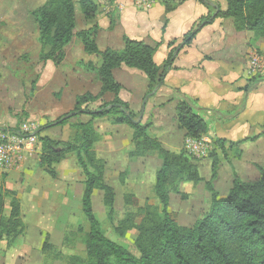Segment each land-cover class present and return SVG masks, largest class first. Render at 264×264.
<instances>
[{"label": "trees", "instance_id": "trees-1", "mask_svg": "<svg viewBox=\"0 0 264 264\" xmlns=\"http://www.w3.org/2000/svg\"><path fill=\"white\" fill-rule=\"evenodd\" d=\"M103 1H78L86 22L95 18L100 2ZM185 1L188 0H180L171 6L168 5L170 1L163 0L160 3L165 7L167 14ZM195 1L204 6L212 3L211 0ZM215 6L214 13L202 17L176 47L169 44L170 51L162 67L154 63L157 47L130 40L126 36L123 37L122 50L100 52L95 41L99 32L98 25L75 32V0H45L31 12L38 31L40 62L60 65L64 60V49L73 38L81 43L84 53L96 55L101 59L100 67H96L92 62H78L77 65L83 72L93 74L97 78L101 89L96 96L85 94L77 97L73 111L68 114L70 117L86 114L91 120L72 124L73 136L70 140H53L46 136L40 138L38 167L41 170L55 178L54 166L68 155L75 154L76 162L84 176L81 208L89 225L85 238L87 258L72 257L71 261L75 264H264V170L258 167L260 177L254 182H242L234 176L232 188L224 198H220L210 184H207L206 188L211 194L207 214L192 228L180 227L175 215L168 209L169 196L178 193L181 183L201 181L198 166L182 151L173 153L163 149L156 139L148 135L150 123H134L137 114H133L129 106L119 99L121 86L112 74L113 70L122 65L143 72L148 80L147 95L151 96L172 69L178 52L190 45L197 33L216 19H231L236 32L249 31L256 37L264 38V0H225L223 10L218 4ZM21 59L27 60L28 56L24 55ZM106 93L113 95L111 102L103 103L95 111L88 110V105L100 100ZM65 116L67 115L48 123L42 129L65 125ZM108 117L114 119L115 125L124 124L131 128L132 148L128 152L130 158H141L154 153L161 161L154 181V192L160 210L148 205L139 207L135 212L126 213L124 220L114 230L119 236H123L128 230L137 231L135 246L138 257L105 238L92 211L91 198L96 190L103 193V204L109 215L113 212L115 202L113 189L104 181L105 162L98 158L94 151L99 137L92 121ZM175 118L179 127L185 131V138L199 139L208 133L206 119L195 113L186 101L176 105ZM255 139L248 138L238 143ZM224 145L223 140L216 139L214 142L215 150L222 154H225ZM233 145L235 144L230 143L229 148ZM7 197L11 199L8 216L4 218ZM125 199L127 204H131L134 197L128 195ZM24 231L20 202L16 194L4 190L0 185V241L4 242L5 250L9 249Z\"/></svg>", "mask_w": 264, "mask_h": 264}, {"label": "rangeland", "instance_id": "rangeland-1", "mask_svg": "<svg viewBox=\"0 0 264 264\" xmlns=\"http://www.w3.org/2000/svg\"><path fill=\"white\" fill-rule=\"evenodd\" d=\"M44 1L0 0V104H3V108L0 107V137L7 132L21 130L24 123L31 125L25 132L36 131L37 134L36 156L25 158L16 172H0L3 179L0 185L4 190L9 184L16 197L21 198L24 205L21 219L25 227L24 234L9 249L5 250V246H0V264H75L71 261L72 257L87 258L85 238L89 225L81 208L84 176L76 162V155L70 154L54 166L55 178L41 170L38 162L41 151L40 138L46 136L53 140H70L73 136L71 125L90 120L87 116L77 115L67 119L63 126L42 129L48 123L71 112V101L75 93L73 91L78 89L82 82L79 76L83 70L76 63L77 57H80V54L87 58L92 56L83 51L77 55V41L73 39L61 65L42 63L38 60V31L31 12ZM78 1L75 0V32L88 26ZM156 1L160 3L163 0ZM177 1L172 0L168 5L171 6ZM211 2L209 6L203 5L207 11L206 16L214 13L215 4L220 6L215 0ZM129 3L131 7L134 6L133 0H129ZM161 24L158 16V25ZM249 45L251 50L247 55L256 52L263 59L264 66V38L252 37ZM79 46L81 47L80 44ZM24 55L28 56L27 60L21 59ZM248 82L249 85L245 87L248 89L247 93L252 95L254 90H257L255 98H264V67ZM64 87L65 90L61 92ZM138 90L139 86L134 92L135 96L140 95ZM154 95L149 98H155ZM148 96L146 94L145 98ZM139 115L138 113L136 121ZM97 120L93 126L99 139L94 145V151L96 156L105 162L104 181L113 189L115 202L113 212L109 215L103 204V193L96 190L91 198L92 211L104 237L138 257L135 246L137 231L128 230L123 236H119L114 230L124 220L126 213L135 212L139 207L148 205L160 210L154 192V176L161 161L154 153L141 158H130L128 152L132 145L120 152L122 142H113L114 135L111 130L115 126L114 119L108 117ZM147 123L148 120L142 124ZM122 133L120 129L119 136L122 137ZM206 137L212 143V150L205 158L196 159L186 153L184 142L179 150L194 160L193 163L197 164L201 177L199 183H181L178 193L169 196L168 209L175 215L180 227L192 228L207 214L211 198L207 184L226 197L229 187L220 177L224 179L229 176L230 181L234 179L225 164L229 159L240 155L241 143H236L222 154L214 148L216 138L210 135ZM113 146L114 150L111 149ZM224 170H227L228 176L224 174ZM128 195L134 197L131 204L126 202ZM10 199H5L8 206ZM7 216L8 214L3 215L4 218ZM45 246L48 247L44 248Z\"/></svg>", "mask_w": 264, "mask_h": 264}, {"label": "crops", "instance_id": "crops-1", "mask_svg": "<svg viewBox=\"0 0 264 264\" xmlns=\"http://www.w3.org/2000/svg\"><path fill=\"white\" fill-rule=\"evenodd\" d=\"M215 1L223 10L225 1ZM130 5L129 0L100 2L98 14L92 21L86 22L88 26L82 30L98 25L99 32L95 41L100 52L122 50L124 36L130 40L157 47L154 63L158 67H162L167 58L170 51L169 44L176 47L207 13L205 7L195 0L185 1L167 14L165 7L156 0H152L150 7L145 10ZM158 16L161 25H158ZM252 37H255L253 32H236L231 19H216L203 27L190 45L178 52L172 69L164 77L163 83L156 88L153 96L155 98H149V96L145 99L148 80L143 72L124 65L113 70V77L121 86L118 97L129 106L133 114H140L144 105L142 123L148 120L151 124L148 135L156 139L162 148L169 152L178 153L187 139L184 137L185 131L179 127L175 118V107L181 101L188 102L195 113L206 119L207 136L223 140L225 152L229 149L230 143L236 144L248 138H256L254 141L242 142L239 145L240 155L229 159L225 164L233 177L237 176L242 182H254L260 177L258 167L264 170V98H255L257 90H254L251 95L247 93L248 89H245L249 85L248 81L253 77L248 73L247 55L251 50L249 42ZM73 39L64 49V59ZM75 40L78 55L83 51V47L77 39ZM90 56L92 57L87 58L80 54L76 63L92 62L96 67H100V57ZM81 57L85 59L79 60L78 58ZM79 77L82 82L78 89L74 88L71 112L77 97L85 94L96 96L101 89L100 82L93 74L82 71ZM138 86L140 95L135 96L134 92ZM65 87L61 92L65 90ZM112 100L113 95L106 93L100 100L88 105V110L95 111L103 103H109ZM2 105L0 104L1 108H3ZM81 115L89 117L86 114ZM95 120L92 121V125L96 122ZM120 129L123 131V138L119 136ZM111 131L114 135L113 142L116 141L118 144L122 142L120 152L131 145L132 130L129 126L115 125ZM111 149L114 150V146ZM199 170L201 171V167ZM224 174L228 176L227 170H224ZM1 176L0 174V183L3 181ZM220 180L224 183L226 181L229 187L227 192H229L233 180L230 181L229 176L224 179L220 177ZM5 189L11 191L9 184ZM219 196L225 195L219 194ZM17 199L23 215L24 205L20 197ZM8 213L9 206L5 203L4 215ZM3 245L4 242L0 241V246L3 247Z\"/></svg>", "mask_w": 264, "mask_h": 264}, {"label": "built area", "instance_id": "built-area-1", "mask_svg": "<svg viewBox=\"0 0 264 264\" xmlns=\"http://www.w3.org/2000/svg\"><path fill=\"white\" fill-rule=\"evenodd\" d=\"M134 6L137 9L145 10L150 7L152 0H133ZM263 59L256 53L248 54V73L251 76H256L261 72ZM29 123H24L21 130L7 132L0 137V172H12L20 168L25 158H33L37 152L36 131L32 133L25 132V129H30ZM27 131V130H26ZM185 151L196 159L205 158L210 150L212 143L203 136L199 139L187 138L184 143Z\"/></svg>", "mask_w": 264, "mask_h": 264}, {"label": "water", "instance_id": "water-1", "mask_svg": "<svg viewBox=\"0 0 264 264\" xmlns=\"http://www.w3.org/2000/svg\"><path fill=\"white\" fill-rule=\"evenodd\" d=\"M148 97H149V96H148ZM145 99H147V98H145ZM143 113H144V105L142 106V110H141V112H140L139 119H138L137 121H134L135 124H139V123L141 122V119H142ZM69 118H71L70 115H67V116H65V117L63 118V120H65V119H69Z\"/></svg>", "mask_w": 264, "mask_h": 264}]
</instances>
